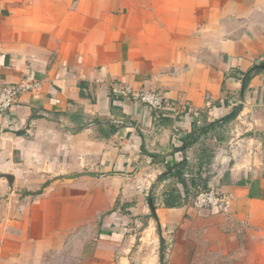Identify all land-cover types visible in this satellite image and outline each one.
Instances as JSON below:
<instances>
[{"label": "crops", "instance_id": "1", "mask_svg": "<svg viewBox=\"0 0 264 264\" xmlns=\"http://www.w3.org/2000/svg\"><path fill=\"white\" fill-rule=\"evenodd\" d=\"M24 78L42 88L0 113V264H132L142 221L163 264H264V0H0V88ZM211 187L230 213L192 205Z\"/></svg>", "mask_w": 264, "mask_h": 264}, {"label": "built area", "instance_id": "2", "mask_svg": "<svg viewBox=\"0 0 264 264\" xmlns=\"http://www.w3.org/2000/svg\"><path fill=\"white\" fill-rule=\"evenodd\" d=\"M42 82L37 79L24 78L19 83L5 85L0 88V113L11 111L24 93L39 92ZM138 103H142L157 113L178 112L180 107L175 101L158 90L132 91L127 88L124 91ZM183 110L186 107L182 108ZM192 205L198 209H209L212 211L228 214L231 211L234 197L231 193L211 187L198 191L192 198Z\"/></svg>", "mask_w": 264, "mask_h": 264}, {"label": "rangeland", "instance_id": "3", "mask_svg": "<svg viewBox=\"0 0 264 264\" xmlns=\"http://www.w3.org/2000/svg\"><path fill=\"white\" fill-rule=\"evenodd\" d=\"M132 264H160L161 241L157 228L148 227L147 221L139 226Z\"/></svg>", "mask_w": 264, "mask_h": 264}, {"label": "trees", "instance_id": "4", "mask_svg": "<svg viewBox=\"0 0 264 264\" xmlns=\"http://www.w3.org/2000/svg\"><path fill=\"white\" fill-rule=\"evenodd\" d=\"M225 120H227V119H225ZM109 125L113 128V129H112L113 131L116 130V127H115L114 124H111V123H110ZM174 174H175L176 177L180 178V171H178V172H176V173H174ZM197 192H198V191H197ZM197 192H196V193H197ZM196 193H195V194H196ZM163 250H164V249H162L161 252H160V262H161L162 264H163V262H164V257H165Z\"/></svg>", "mask_w": 264, "mask_h": 264}, {"label": "water", "instance_id": "5", "mask_svg": "<svg viewBox=\"0 0 264 264\" xmlns=\"http://www.w3.org/2000/svg\"><path fill=\"white\" fill-rule=\"evenodd\" d=\"M150 205H151L153 211H155V206H154V204H153V202H152V199H150Z\"/></svg>", "mask_w": 264, "mask_h": 264}]
</instances>
